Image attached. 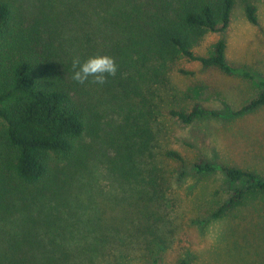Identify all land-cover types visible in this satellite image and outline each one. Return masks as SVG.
Here are the masks:
<instances>
[{"label": "trees", "instance_id": "16d2710c", "mask_svg": "<svg viewBox=\"0 0 264 264\" xmlns=\"http://www.w3.org/2000/svg\"><path fill=\"white\" fill-rule=\"evenodd\" d=\"M241 1L248 21L257 24L254 0ZM236 2L0 0V207L19 227L0 238V264H69L76 256L63 242L60 222L81 207L87 138L106 139L114 147L109 171L120 191L110 199L123 214L111 223L127 234L117 243L136 246L148 264H164L159 251L166 244L174 179L221 171L231 182H243L213 213L216 217L248 193H264L258 168L204 158L188 162L165 147L161 160L177 163L168 169L153 153L168 120L190 124L264 106V74L231 64L225 40L216 41L207 55L197 50L209 33L228 29ZM97 53L115 58L117 74L103 86L72 81L73 56ZM185 62L255 79L261 90L227 113L200 102L177 105L170 92L173 76L194 73ZM86 250L78 251L88 257ZM177 264L189 263L181 258Z\"/></svg>", "mask_w": 264, "mask_h": 264}, {"label": "rangeland", "instance_id": "374dc122", "mask_svg": "<svg viewBox=\"0 0 264 264\" xmlns=\"http://www.w3.org/2000/svg\"><path fill=\"white\" fill-rule=\"evenodd\" d=\"M254 3L257 24L248 21L244 4L237 0L228 29L209 33L198 52L209 54L212 45L223 39L231 64L263 75L264 0ZM184 64L194 73L173 76L170 92L176 95L177 105L190 107L200 102L227 113L239 109L261 90L255 79L227 75L217 67L196 62ZM161 127L153 153L155 160L168 169L177 163L161 160V149L165 147L178 150L188 162L204 158L258 168L264 174V106L235 117L197 118L190 124L168 120ZM86 144L91 147L82 179L81 207L78 214L68 213L60 222L65 228L64 244L76 251L69 264H148L140 260L142 252L136 246L125 249L117 243V237L126 238L127 234L113 229L111 223L113 217L123 214V209L115 208L110 199L112 193L120 191L109 171V156L115 153L114 147L106 139L87 138ZM237 187H244V183L231 182L221 171L205 175L188 172L172 181L168 197L173 206L166 222L167 239L162 253L159 251L164 264H177L181 258L189 264H264V193H248L222 215L213 214ZM4 209L0 207V238L17 233L19 228L10 218H4L3 214L9 211ZM14 221H18V216ZM85 248L88 257L78 251Z\"/></svg>", "mask_w": 264, "mask_h": 264}, {"label": "clouds", "instance_id": "9594fccd", "mask_svg": "<svg viewBox=\"0 0 264 264\" xmlns=\"http://www.w3.org/2000/svg\"><path fill=\"white\" fill-rule=\"evenodd\" d=\"M71 63V79L78 84L91 82L103 86L109 77L117 74L119 68L113 56L99 53L83 59L73 56Z\"/></svg>", "mask_w": 264, "mask_h": 264}]
</instances>
